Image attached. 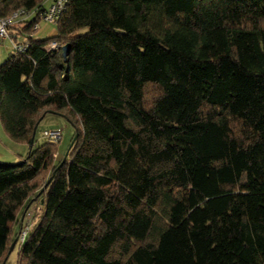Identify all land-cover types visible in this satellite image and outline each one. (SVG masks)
Returning <instances> with one entry per match:
<instances>
[{"label":"trees","instance_id":"1","mask_svg":"<svg viewBox=\"0 0 264 264\" xmlns=\"http://www.w3.org/2000/svg\"><path fill=\"white\" fill-rule=\"evenodd\" d=\"M48 4L0 0L31 13L0 64L28 146L0 162V264L14 239L17 264H264V0H66L38 38Z\"/></svg>","mask_w":264,"mask_h":264},{"label":"rangeland","instance_id":"2","mask_svg":"<svg viewBox=\"0 0 264 264\" xmlns=\"http://www.w3.org/2000/svg\"><path fill=\"white\" fill-rule=\"evenodd\" d=\"M43 27V25L41 26ZM40 27V37H44L45 32ZM50 29L54 30V26L50 25ZM38 33V34H39ZM12 52V46L9 40H4L0 42V64L4 62V60L8 57V55ZM44 131H61L62 137L58 143L57 150V159H61V156L66 152L70 141L74 134V128L71 123L65 120L61 115L55 114H46L42 121L39 123L36 134H35V145L42 144L45 142L43 138ZM20 144L12 141L6 134L4 133L2 127L0 126V162L4 164H12L13 163V152L16 150V146ZM47 177V173L43 175V179ZM19 243L14 246V248L7 254L4 264H17V253H18Z\"/></svg>","mask_w":264,"mask_h":264},{"label":"built area","instance_id":"3","mask_svg":"<svg viewBox=\"0 0 264 264\" xmlns=\"http://www.w3.org/2000/svg\"><path fill=\"white\" fill-rule=\"evenodd\" d=\"M49 4L46 9V11L43 14V22L45 24H54L57 20V17L61 10L63 9V6L65 4L66 0H48ZM31 13L28 11H25L24 9H20L17 11L12 12L8 16H1L0 14V42H3L4 40H9L12 46V50L15 51H21L22 47L18 45L17 43L13 42L12 37H10L11 31L18 26L20 23L24 22L30 17ZM36 31H39L40 26L36 25L34 27ZM57 47L55 42H52L48 48L49 49H55ZM62 133L61 131H44L43 132V138L46 141L50 142H57L61 139ZM29 219L28 221L24 222L23 228L21 230L20 236H19V242L22 243L25 240V237L27 236L29 232Z\"/></svg>","mask_w":264,"mask_h":264},{"label":"crops","instance_id":"4","mask_svg":"<svg viewBox=\"0 0 264 264\" xmlns=\"http://www.w3.org/2000/svg\"><path fill=\"white\" fill-rule=\"evenodd\" d=\"M40 25L42 26L43 25V27H41V29L43 30L44 29V32H45V35L46 36H44V37H40L39 35H40V33H43V32H41L40 30L37 32V37L39 38H45V37H49V36H53V35H55V29L54 30H52V29H50V24H43V23H40ZM53 26V25H52ZM40 32V33H39ZM39 33V34H38ZM16 148V150L13 152V155H11V156H13V161H17L18 160V158H20V157H22V156H24L26 153H27V151H28V146L27 145H22V144H20L19 146H16L15 147ZM19 228H20V226H19V224L14 228V231L15 232H18V230H19Z\"/></svg>","mask_w":264,"mask_h":264},{"label":"water","instance_id":"5","mask_svg":"<svg viewBox=\"0 0 264 264\" xmlns=\"http://www.w3.org/2000/svg\"><path fill=\"white\" fill-rule=\"evenodd\" d=\"M68 49H69V46H68V45H65V46L62 47V55H63V57H66V54H67V52H68ZM32 145H33V138H32L31 141H30V147H32ZM64 159H65V157H64ZM45 187H46V186H44V187L41 189V191L39 192L38 195H40V194L44 191ZM21 220H23V218H22ZM16 243H17V239H14V241L12 242V244H11L10 247H9L8 254H9V252L14 248V246L16 245ZM6 257H7V256H6ZM5 259H6V258H5Z\"/></svg>","mask_w":264,"mask_h":264}]
</instances>
